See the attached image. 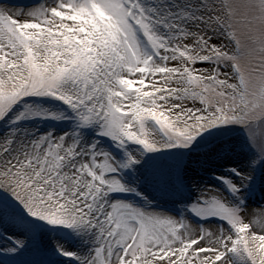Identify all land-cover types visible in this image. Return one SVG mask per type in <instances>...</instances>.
<instances>
[{
	"label": "snow or ice",
	"instance_id": "snow-or-ice-1",
	"mask_svg": "<svg viewBox=\"0 0 264 264\" xmlns=\"http://www.w3.org/2000/svg\"><path fill=\"white\" fill-rule=\"evenodd\" d=\"M0 264H264V0H0Z\"/></svg>",
	"mask_w": 264,
	"mask_h": 264
},
{
	"label": "rangeland",
	"instance_id": "rangeland-1",
	"mask_svg": "<svg viewBox=\"0 0 264 264\" xmlns=\"http://www.w3.org/2000/svg\"><path fill=\"white\" fill-rule=\"evenodd\" d=\"M254 210H257V206H254Z\"/></svg>",
	"mask_w": 264,
	"mask_h": 264
}]
</instances>
